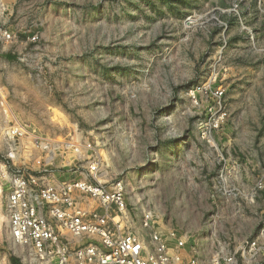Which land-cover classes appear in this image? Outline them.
<instances>
[{"label": "rangeland", "instance_id": "rangeland-1", "mask_svg": "<svg viewBox=\"0 0 264 264\" xmlns=\"http://www.w3.org/2000/svg\"><path fill=\"white\" fill-rule=\"evenodd\" d=\"M0 26L16 34L0 49V162L42 160L68 180L97 157V179L122 183L137 212L202 262L258 236L264 0H0ZM217 88L227 116L211 134L218 110L205 89ZM19 126L49 150L10 137ZM4 197L0 264H23Z\"/></svg>", "mask_w": 264, "mask_h": 264}, {"label": "built area", "instance_id": "built-area-1", "mask_svg": "<svg viewBox=\"0 0 264 264\" xmlns=\"http://www.w3.org/2000/svg\"><path fill=\"white\" fill-rule=\"evenodd\" d=\"M14 40L16 34L0 26V49ZM201 90L193 88L190 92L196 102ZM205 91L218 110H209L207 130L212 134L227 116L225 91ZM11 133L13 139L34 141L35 148L44 145L49 150L51 146L23 126ZM91 149L89 144L88 151ZM41 163L39 160L38 166L31 167L0 162V195L5 196L9 234L23 264H238V254L249 262L264 254L263 226L255 239L242 243L235 253L202 262L186 254L185 237L173 230L158 231L151 212H137L122 183L100 182L97 157L92 158L82 177L68 180L60 178L61 171ZM255 188L264 191V174Z\"/></svg>", "mask_w": 264, "mask_h": 264}, {"label": "bare ground", "instance_id": "bare-ground-1", "mask_svg": "<svg viewBox=\"0 0 264 264\" xmlns=\"http://www.w3.org/2000/svg\"><path fill=\"white\" fill-rule=\"evenodd\" d=\"M11 156H13V155H11Z\"/></svg>", "mask_w": 264, "mask_h": 264}]
</instances>
